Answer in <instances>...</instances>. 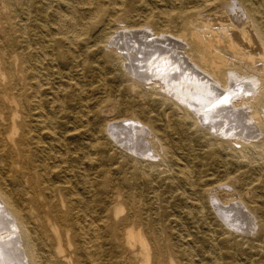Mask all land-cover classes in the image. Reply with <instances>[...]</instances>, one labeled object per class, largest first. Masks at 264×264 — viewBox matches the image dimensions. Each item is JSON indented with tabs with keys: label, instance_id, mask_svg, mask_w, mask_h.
<instances>
[{
	"label": "bare ground",
	"instance_id": "bare-ground-1",
	"mask_svg": "<svg viewBox=\"0 0 264 264\" xmlns=\"http://www.w3.org/2000/svg\"><path fill=\"white\" fill-rule=\"evenodd\" d=\"M125 1L85 0L83 3L88 7H72L70 19L67 15L58 13L53 16V22L46 25L60 27L62 22H67L69 29L78 34L77 40L87 35L91 28H95L98 35L93 41H84L83 46L96 52L80 53H104L102 56L105 67H98L101 75L107 74L108 65L112 70L119 69L125 76L128 75L133 85L135 95L131 101L126 102L124 109L121 108L119 114L122 118L110 119V113L114 111L103 102L91 111L107 117L102 124L95 127V134H104L110 138L111 143L127 152V157L132 159V176L126 180V186L123 185L124 189L128 188L129 193H126L123 201L122 193L118 189L111 192L108 188L97 190L94 181L85 182L81 171L75 166L68 167L65 171L63 183H48L47 180L54 177L57 167L48 165V161L53 158L52 151H39L42 140L38 132L43 128L42 131L50 139L57 133L54 123L48 119L46 108L43 109L45 104H50V98L48 92L41 91L43 83L32 66L31 58L37 62H47V66L53 65L54 60L41 52L33 53L29 59L13 52L5 51L0 54L2 65L8 64L4 73L0 72V110L12 112L11 117L7 116L8 119H5L11 129L5 132L0 125V166L4 167V170L0 168V264H11L8 257L16 251L20 253L23 264H44L38 253L36 240L43 245H46V239L58 242L55 254L63 255V238L72 240L70 247L75 253L81 248L82 257L93 259L100 255L101 246L97 244L100 234H103L104 239L117 251L123 244L129 248L139 245L142 264H175L170 261L174 257L176 263L184 264L189 255L173 242V230L177 220L168 215V208H153L154 202H144L142 197L137 202L130 196L131 191L137 189L138 183L144 188L150 187L158 197L152 183L146 181L151 178L155 169L150 160L161 159L165 163H173L177 156L175 151H189V134L193 130L201 139L209 134L214 136V145L222 149L229 147L236 153L241 148L250 146V140L257 138H261V146L264 149L263 6L256 4L255 0H197L192 6L150 11L151 15L147 20H141L133 26L127 22L138 9L134 5H126ZM129 1L136 5L142 0ZM171 1L173 5L183 3L181 0ZM140 32L149 37L147 39L150 45L160 44L161 52H175L178 57H174L175 68L158 60V64L154 61L156 66H153L154 63L146 66L143 60L133 55V45L137 42L134 39L139 36L135 35ZM23 38L26 39V36L23 35ZM76 38L70 39L71 42H75ZM61 44L63 52H60V58L64 60L65 65L77 63L76 52H68L66 44L63 41ZM146 47L155 48L149 45ZM141 63L144 66H141ZM82 65L89 67V63L85 61ZM180 76L192 77L193 89L195 85L214 88L221 91L222 95L213 100L214 102L207 103L209 110L205 111L204 108L199 112L197 105L201 104L202 100L195 95L198 92L191 94L188 87H185L187 91H183L184 85L181 89V83L186 84L189 81H182ZM83 91L79 89V94ZM57 93V99L53 98L55 102H59L61 94L65 96L67 91L59 90ZM124 93H128L127 90ZM151 96H159L154 100L156 104L150 103ZM76 97L79 104H85L83 94ZM160 104L180 111L181 121L175 129L165 126L160 133L152 125V108ZM135 108H139L145 120L136 117ZM195 114L199 118L195 117ZM229 119H233L231 128L227 125L228 130L218 132L220 121ZM34 126L39 129L38 132L34 130ZM171 135L176 139L171 138ZM223 136L230 139L228 147L221 141ZM63 144L65 145V142L61 145ZM89 163L95 165L96 162L90 159ZM12 173H15L14 179L9 184L7 176ZM192 175L189 167H184L173 179L189 181L193 186ZM68 177L86 185L90 200L86 194L75 191ZM235 185H239L238 191ZM261 189L259 184L257 191L260 192ZM101 194L107 196L109 203L98 208L96 198ZM205 194L210 205L219 211L226 231L221 251L222 264H244V258L253 251L260 257L256 264H264V197L260 198L253 191L247 192L244 182L212 187L206 190ZM57 200L61 205L55 204ZM60 206L66 211L58 215L56 210ZM80 207L85 209L83 213ZM27 208L31 211L32 218L27 216ZM193 208L198 209V213L206 212L199 204ZM47 216L55 221L59 228L57 225L46 223ZM157 217L166 219L159 220ZM237 217L239 220L235 221ZM241 219L248 220L246 225L249 224L248 228L251 229L243 228ZM33 222L40 224L34 231L31 230ZM5 226L9 230L6 234L2 232L7 230ZM48 228L50 230H47ZM49 231L54 232L55 236L47 234ZM38 232L42 234L40 239L35 237ZM207 241L206 238L201 241L199 255L202 257H207L213 251L206 248ZM247 246L250 247L248 250ZM92 250H95V253H92ZM64 257L72 264L82 263L73 256Z\"/></svg>",
	"mask_w": 264,
	"mask_h": 264
},
{
	"label": "rangeland",
	"instance_id": "rangeland-1",
	"mask_svg": "<svg viewBox=\"0 0 264 264\" xmlns=\"http://www.w3.org/2000/svg\"><path fill=\"white\" fill-rule=\"evenodd\" d=\"M84 1L85 0H0V54L5 51L13 52L22 54L20 56L29 59L33 53L41 52V54L48 55L54 60L53 65L50 64V66H47L45 65L47 62H42L41 60L37 62L34 58H31V60L33 59L31 62L32 66L35 72L41 77V82L43 83L41 91L42 93L48 92L50 98V104H45L43 109L46 108V113L47 115L49 114L48 119L54 123V128L57 133L50 139V137L46 136L42 131L43 128L39 131V129L34 126V130L37 132L39 131L38 135H41L42 145L39 151H48V153L52 151V154L54 153L52 155L53 158L48 161V165L49 167L56 166L57 169L53 174L54 177L47 180L48 183L50 182L51 184L55 181L57 184L63 183L65 181V171L68 170V167L73 168L75 166L81 171V175L83 179H85V182H87V180H89V182L94 181L97 190L108 188L111 192L117 191L118 189V191L122 193L121 200L123 201L126 198V193H129L128 188L124 189L123 185L126 186V180L132 176L130 174L133 169L132 159L127 157V152H123L111 143L109 140L110 138L104 134L99 136L95 134V127L102 124L107 117L100 113H91V111L96 109L100 105V102H103L107 103L108 108L114 111L110 113V119L122 118L119 114L121 108L124 109L126 102L131 101L135 95L133 94V85L128 79V75L125 76L119 69L113 68L112 70L108 65V69L106 70L107 74L105 75L104 73V75H101L102 73H100L98 67H105L104 57L102 56L104 53L100 52L90 55L87 53H80L96 52L94 49L85 48L83 46L84 41H89L90 39L93 41V38H96L98 34L95 28H91L89 32H87V35L77 40L76 37H78V34H76V32L74 34V32L69 29V23L67 22H62L60 27L52 25H49V27L46 26L48 23L51 24V22H53V16L58 13L61 15L65 14V16L67 15V18L70 19L72 14L70 13V9L72 7L83 6V8H87L88 5L83 3ZM181 1L183 3L173 5L171 0H142L135 5L129 0H126V5H134L138 9L137 12L133 13L128 19L127 24L134 26L141 20H147L151 15L150 11L156 12L160 10H169L171 7L181 8L182 6H192L197 0ZM255 3H260L263 6L261 11L264 12V0H255ZM23 35L26 36V39L23 38ZM135 37L137 38L134 40H137V42H135L136 47L133 45V55H136V58L139 60H143L144 65H153L154 61L158 64L159 61L162 64L169 65L171 68H175L176 63L174 62V57H177L175 52H161L160 44L150 45L148 43L149 39H147L149 37L144 35L143 32L136 34ZM72 38H76L75 42H71V40H73ZM61 41L66 44L68 52H76V59H78V62L74 63V65H65L64 60L60 58V52H63ZM146 45L155 48H147ZM12 61L15 64V58H13ZM84 61L89 63L90 68L88 65L87 67L82 65ZM148 61L151 62L149 63ZM168 62L170 63L168 64ZM173 63H175V66H173ZM143 64L141 66H144ZM157 64L154 63L153 66ZM7 67L8 64L3 66L0 60V72L4 73V69ZM142 70L144 71V69ZM175 73L177 76V70ZM179 78L182 81L183 79H187L189 82L191 81V83L186 81V84H184V82L181 83L180 86L181 89L184 88L183 91H187L188 89L191 94L195 93V91L198 92L195 93V95L202 100V103L197 105L199 112L203 111L204 108L205 111L209 110L207 103L214 102L217 97L222 95V92L218 89L203 88L199 85H195L196 87L194 90L192 87V77L180 76ZM177 80L179 81L178 77ZM185 87L188 88L185 90ZM79 89L84 90L80 92V94H83L87 102H85L86 105L82 103L79 104V99L76 97L80 95ZM59 90L67 91V96L61 94L62 96L59 97L60 101L55 102L53 98L57 99L58 96L55 94L59 92ZM125 90H127L128 93H124ZM68 94L73 96L69 97ZM157 98H159V96H151L150 103L156 104L154 100ZM81 105L87 108H83ZM152 110H154L151 116L153 120L152 125L159 130L160 133L165 126L175 129L181 121L180 111L166 104H160L158 107L152 108ZM134 111H136V113L134 112L137 114L136 117L145 120L139 108H135ZM11 114L12 112L9 110H0V125L5 132L11 129L9 123L5 121V119H8L7 116L11 117ZM126 116L129 117V115ZM197 116L198 115L195 117ZM231 116L233 115L231 114ZM3 117L5 118L3 119ZM232 120L233 119L220 121L217 126L220 129L218 132H224L231 128L233 125L231 123ZM227 125L229 126L228 129H226ZM207 132L210 133L209 130H207ZM189 135V151H187V149L175 151L177 156L173 163L168 164L161 159L150 160V162L154 163L155 169L152 172L151 178L146 179V181L148 180L152 183V186L157 190L159 198L154 195L155 191L151 190L150 187L144 188V186H140L138 183L137 189L132 190L130 196L133 201L136 199L138 202L139 198L142 197L144 202H154L153 208L160 209L164 208V206L165 209L166 207L168 208V215L177 220V224L174 225L173 230V242L179 245L182 250H186L189 255L187 256L188 261L184 264H222L221 251H223L222 245L224 244V233L226 231L221 222V217H219V211L216 207L210 205L205 191L219 185H231L233 183L244 182V187L247 192H256V194L263 199L264 149L261 146L262 140L261 138L250 140V146L243 147L236 153L228 147L227 144L230 139L227 137H221V141L228 147V149H222L213 144L214 136L210 134L201 139L200 136L196 134V131L193 130ZM171 138L176 139L173 135H171ZM62 142H65V145H61ZM164 142L165 138L163 139V143ZM88 159H94L96 162L95 165H91ZM184 167H189L193 173L192 184L194 189L193 186L189 184V181L180 178L179 180L173 179L175 175L178 176L179 171ZM0 168L4 170V167L0 166ZM14 174L15 173H12L10 176H7L9 184L13 182ZM68 178L72 181L75 191L82 195L86 194V197L90 200L91 196L86 192V185L77 179ZM259 184H261L262 188L260 192L257 191V186ZM11 186L13 187V185ZM35 188L37 189V185ZM238 188L239 185H237V187L235 185L236 191H238ZM96 200L98 208L106 206V204L109 203L105 194L99 195ZM259 202L261 203V201ZM55 204L61 205L58 200ZM198 204L206 209L205 213H198V209L196 210L193 208V206H197ZM112 207L114 208V205ZM79 209L81 213L85 211L83 207ZM26 211L28 213L27 216L32 218L31 211H29L28 208ZM65 211L66 209L60 206L57 208L56 213L61 215V213H65ZM98 211L100 212V209ZM157 218L159 220L166 219L163 217ZM45 220L46 223L49 222L53 225H57L59 228V225L55 221L53 222L52 219H49V216L45 217ZM236 220H239V218L237 217L235 221ZM242 221L241 219V223ZM246 222L248 223V220L243 221V228H247L248 230L251 229L248 228L250 226H248L249 224L246 225ZM38 226H40L39 223L35 224V222H33L31 230L38 228ZM4 228L7 230L2 232L6 234L9 230L6 226ZM240 229L242 228L240 227ZM47 230L50 229L48 228ZM47 234L53 237L55 236V233L52 231H49ZM102 235L103 234L99 235V242L97 243L98 246H101V250L99 251L100 255H97V257L93 259H87L86 256L82 257L81 254L83 251L81 248H79V251L77 249L75 253V250L70 247V241L72 240H65V238H63L64 242H61L65 250L63 255L55 254L58 242L54 240L46 239V245L48 247L39 243L37 240L36 245H38V253L44 264H72V262H69L64 257L69 255L75 257V259H80L82 261L81 264H131L132 262L135 264H142L143 258L139 245H136L134 248H129L123 244L119 251H117L113 245H109V242H107L106 239H104V235L103 237ZM35 237L40 239L42 238V234L38 232ZM204 238L208 240L206 248L208 250H213L207 257L199 255V250L202 246L201 241H203ZM249 248L250 247L247 246L246 250ZM91 252L95 253V250ZM8 258L11 259V264H23L24 262L22 257L20 258V253L18 251L14 252V254L10 255ZM244 259V264H256L260 260V257L253 251L251 255ZM170 261L178 264L175 262V257ZM169 264H172V262Z\"/></svg>",
	"mask_w": 264,
	"mask_h": 264
}]
</instances>
